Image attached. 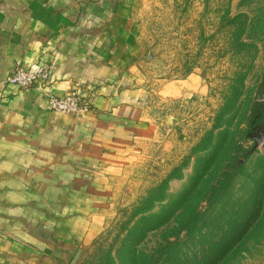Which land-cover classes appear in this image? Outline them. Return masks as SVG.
<instances>
[{
	"label": "rangeland",
	"instance_id": "obj_1",
	"mask_svg": "<svg viewBox=\"0 0 264 264\" xmlns=\"http://www.w3.org/2000/svg\"><path fill=\"white\" fill-rule=\"evenodd\" d=\"M135 9L125 84L150 129L75 215L74 264H264V0Z\"/></svg>",
	"mask_w": 264,
	"mask_h": 264
},
{
	"label": "crops",
	"instance_id": "obj_2",
	"mask_svg": "<svg viewBox=\"0 0 264 264\" xmlns=\"http://www.w3.org/2000/svg\"><path fill=\"white\" fill-rule=\"evenodd\" d=\"M137 4L0 0V264H74L72 241L93 227L75 215L99 200L105 177L148 133L151 121L125 84ZM16 63L49 68L50 79L8 85ZM72 91L91 100L83 117L48 109L50 96Z\"/></svg>",
	"mask_w": 264,
	"mask_h": 264
},
{
	"label": "built area",
	"instance_id": "obj_3",
	"mask_svg": "<svg viewBox=\"0 0 264 264\" xmlns=\"http://www.w3.org/2000/svg\"><path fill=\"white\" fill-rule=\"evenodd\" d=\"M50 79L49 68L37 66L33 69L16 63L13 71L6 78L5 83L19 89L33 88L41 82ZM48 109L62 114L77 115L89 110L88 104L78 92H70L62 97H49Z\"/></svg>",
	"mask_w": 264,
	"mask_h": 264
}]
</instances>
